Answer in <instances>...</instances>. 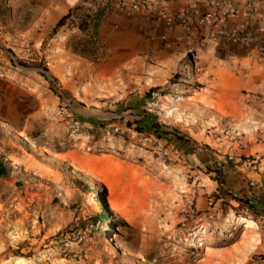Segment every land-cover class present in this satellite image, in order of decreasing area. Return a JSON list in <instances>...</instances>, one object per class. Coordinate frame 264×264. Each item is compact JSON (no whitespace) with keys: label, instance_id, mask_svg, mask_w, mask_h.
<instances>
[{"label":"rangeland","instance_id":"rangeland-1","mask_svg":"<svg viewBox=\"0 0 264 264\" xmlns=\"http://www.w3.org/2000/svg\"><path fill=\"white\" fill-rule=\"evenodd\" d=\"M102 3V0H81L75 18L85 12L100 19L104 11L98 5ZM22 5L23 0H0V39L8 34L22 39L17 30L27 33L30 29L36 14L32 6L28 9ZM32 46L30 42L20 46L25 53L15 64H9L45 69V60ZM88 46V60L94 63L98 57H94L93 37ZM188 81V72L174 75L152 94L142 93L136 104L126 102L119 108L111 96L93 97L92 91H86L89 98L80 105L111 117V122L101 121L88 130L90 138L69 137L67 130L58 126L61 123L55 114L46 119L43 129L32 130L30 136L39 144L29 143L31 147L0 131L3 145L0 160L9 170L0 180V264H264V223L257 222L261 212L255 206L239 207L230 194L218 192L217 201L215 194L200 191L199 199L205 196L206 205L200 208L198 199L197 210L212 213L213 220L203 230L195 224L183 227L180 223L181 196L189 189L195 174L178 136L187 137L185 142L208 143L214 148L223 144L227 151L230 145L222 138L218 141L223 130H217L210 113L188 103L185 89L193 87L198 91L200 87ZM260 83L264 86V75ZM257 94L258 112L264 116V91ZM155 124L172 134L168 139L183 152L187 167L167 161L135 141L133 132L148 134V127ZM113 125L127 132L121 137H109L106 132ZM260 141L264 144V138L259 137ZM55 150L67 155H60L59 164L51 160ZM253 153L249 159L259 155L260 162L264 158V154L255 150ZM96 156H113L135 164L143 169L150 184L160 187L152 192L154 213L145 216L151 222L146 231L131 220L130 212L108 183L107 171L97 170ZM223 161L230 164L225 158ZM206 171L212 173L210 179L221 185L218 166ZM142 195L141 192L138 197ZM104 215L105 221L100 218ZM239 218L252 220L256 226L246 227ZM111 236L122 246H131L126 249L134 255L116 249L109 241Z\"/></svg>","mask_w":264,"mask_h":264},{"label":"crops","instance_id":"crops-1","mask_svg":"<svg viewBox=\"0 0 264 264\" xmlns=\"http://www.w3.org/2000/svg\"><path fill=\"white\" fill-rule=\"evenodd\" d=\"M80 1L23 0L22 8L32 6L36 14L30 29L27 33L17 30V35H21L22 39L9 34L0 39V49L11 55L14 62L25 53L20 46L29 42L46 62L45 75L41 74V69L11 66L6 58L0 62V131L4 136L24 146L39 144L31 138L32 130L37 127L43 129L46 119L55 114L60 102L65 99L85 127L86 133L82 132L78 137L90 138L88 132L101 121H110L111 117L80 105L89 98L86 91H92L93 97L111 96L119 108L126 102L136 104L141 100L142 93L164 87L174 75L188 72L189 84L196 82L200 85L198 91L193 87L185 89L188 103L199 105L210 113L217 130L241 133L245 148L240 152L245 157L254 154V150L264 154V144L258 142L259 137L264 138V116L258 112L257 103V93L264 91L260 83L264 75V62L261 67L253 64L252 43L243 45L210 38L208 27L202 30L203 38H190L178 27L168 28L148 14L120 10L117 0H102L103 5L98 6L104 11L103 16L96 25L89 24L86 30L78 28L80 18H75L76 14H72L58 28L60 20L75 7L81 6L78 5ZM191 1L174 0L164 7L169 14H173L189 9ZM232 1L238 6L243 4L239 0ZM239 22L238 18H232L227 26L233 29ZM256 27L258 25L255 24ZM263 29L254 31L256 39ZM90 37L95 41L94 57H98L94 63L88 60ZM189 48L199 54V60L194 64L185 54ZM237 62L252 63L253 70L242 75L235 67ZM187 63H190V67ZM195 68L198 70L195 71ZM58 126L64 129L62 124ZM13 132L23 133L25 141ZM66 134L77 137L68 132ZM185 139L188 140L187 137ZM180 143L186 152V160L194 169L193 173L204 186L202 194L211 192L216 196L222 192L248 199L260 209L261 216L257 222L262 220L264 223V189L257 192L248 187L249 181L264 180V158L260 160L257 172L251 173L248 166H233L223 161L227 152L223 144L214 148L208 143ZM202 144H206L207 148ZM2 146L0 142V156ZM52 155L54 164H59L60 155L67 156L56 150ZM86 160L89 161V157ZM95 163L98 171H107L108 183L130 212L131 220L134 219L135 224L146 231L151 222L145 216L154 213L152 192L160 187L150 184L143 169L135 164L113 156H96ZM216 166L221 171V185L210 179L211 172L205 173ZM138 192L144 195L138 197ZM205 199V196L199 199L200 208L205 207ZM124 247L131 248L129 245Z\"/></svg>","mask_w":264,"mask_h":264},{"label":"built area","instance_id":"built-area-1","mask_svg":"<svg viewBox=\"0 0 264 264\" xmlns=\"http://www.w3.org/2000/svg\"><path fill=\"white\" fill-rule=\"evenodd\" d=\"M174 0H117V6L120 10L129 13H145L150 15L154 21L162 22L166 27H178L188 37L203 38L202 30L208 27L209 36L213 39H225L234 41L238 44L252 43L253 64L256 67H261L264 62V0H244L241 6L235 5L232 0H192L189 9L179 10L173 14H169L165 9V4ZM232 18L240 20L237 27L233 29L228 28V21ZM258 25L256 29L254 25ZM263 29L261 36L256 39L254 31ZM187 59L193 64L199 60V54L195 49L189 48L186 51ZM6 58L9 63H14L11 55L0 49V62ZM190 67V63H188ZM236 69L242 75H247L253 70L252 63L235 64ZM198 69L195 68V71ZM41 74L45 75L44 69H41ZM56 119L63 125L70 135H80L85 127L75 117L70 108V104L62 99L60 105L55 111ZM163 131L165 129L161 127ZM127 132L122 127L113 125L111 131L106 134L123 136ZM134 139L138 144L147 147L153 151L154 154L160 156L167 161H174L181 163L187 167L184 154L174 144L170 142L168 137H158L153 133H135L133 132ZM230 142L228 151L224 155L227 162L233 165H245L250 168L251 173L257 172L259 167V157L252 156L245 157L243 154L238 153L241 149L245 148L242 140L241 133L223 130L220 139ZM235 144L236 146H233ZM244 158V159H243ZM192 173V171H188ZM195 177L191 180L189 189L182 193L181 202L178 207L181 225L186 227L191 224L203 230L205 224L213 220L212 213H200L197 210V201L200 197V191L204 188L201 181ZM248 187L255 191H262L264 189V180L255 182L249 181Z\"/></svg>","mask_w":264,"mask_h":264},{"label":"trees","instance_id":"trees-1","mask_svg":"<svg viewBox=\"0 0 264 264\" xmlns=\"http://www.w3.org/2000/svg\"><path fill=\"white\" fill-rule=\"evenodd\" d=\"M78 11H80V8L79 7H75L72 11H70V13L67 16H65L62 20L59 21L57 27L59 28V27L63 26L65 21L67 19H69L72 14H75ZM95 18H97V19H95ZM97 22H98V17L92 16V15H89V14H86L85 12H83L82 17H80V22L78 23V28L81 29V30H86V28H88L89 24L93 23L94 25H96ZM154 90L155 89L151 90L149 93L152 94L154 92ZM148 131L153 133V134H156V136H158V137H169V136L172 135V134H170L168 132L163 131L161 129V126H159L157 124H155L153 126H149L148 127ZM177 139L179 141L185 140V138L183 136H178ZM8 173H9L8 168L6 167L4 162L2 160H0V180L4 179L8 175ZM207 173H210V172H207ZM220 183L223 184V181L220 180ZM215 198H216V200H219L218 193L216 194ZM230 198H231V200L236 201L238 203L239 207H241L243 204H245V205H247V206H249L251 208H253V206H254L248 199L239 198V197L233 196L231 194H230ZM100 218L102 220H104V221L106 219L103 216L100 217Z\"/></svg>","mask_w":264,"mask_h":264},{"label":"bare ground","instance_id":"bare-ground-1","mask_svg":"<svg viewBox=\"0 0 264 264\" xmlns=\"http://www.w3.org/2000/svg\"><path fill=\"white\" fill-rule=\"evenodd\" d=\"M16 137L21 139L22 141H25V139L22 137L20 133L13 132ZM30 147L31 145L28 144ZM51 155V154H50ZM108 208H111L110 204H108ZM239 221L243 224L246 225V227L252 228L256 226V222H253L252 220L244 219V218H239ZM109 241L112 243L113 246L116 247L119 251H121L125 255L133 256L130 251H128L124 246H122L120 243H118L112 236L110 237Z\"/></svg>","mask_w":264,"mask_h":264}]
</instances>
